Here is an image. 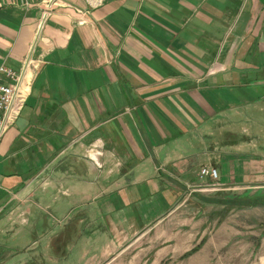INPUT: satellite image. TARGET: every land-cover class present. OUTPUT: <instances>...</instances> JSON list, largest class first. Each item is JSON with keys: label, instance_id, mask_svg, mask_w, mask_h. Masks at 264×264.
<instances>
[{"label": "crops", "instance_id": "0c3cea01", "mask_svg": "<svg viewBox=\"0 0 264 264\" xmlns=\"http://www.w3.org/2000/svg\"><path fill=\"white\" fill-rule=\"evenodd\" d=\"M2 64L27 87L0 139V264L179 258L154 234L203 166L264 199V0H0Z\"/></svg>", "mask_w": 264, "mask_h": 264}, {"label": "rangeland", "instance_id": "374dc122", "mask_svg": "<svg viewBox=\"0 0 264 264\" xmlns=\"http://www.w3.org/2000/svg\"><path fill=\"white\" fill-rule=\"evenodd\" d=\"M217 189L193 187L191 194L197 199L189 196L170 224L156 229L155 243L166 246L168 242H186L189 248L165 264H264V199L221 194ZM212 193L220 194L215 202L222 206L198 203V194ZM211 246H219V250L212 251Z\"/></svg>", "mask_w": 264, "mask_h": 264}, {"label": "built area", "instance_id": "2783aa9c", "mask_svg": "<svg viewBox=\"0 0 264 264\" xmlns=\"http://www.w3.org/2000/svg\"><path fill=\"white\" fill-rule=\"evenodd\" d=\"M89 12H80L82 15L78 24L82 25L86 21ZM25 72H17L14 69L5 65L0 66V139L6 125L17 118L23 105L26 93L27 83L25 81ZM94 149L91 148L90 151ZM100 153L89 154V157L94 160L97 167L101 168V164L97 160ZM200 178H208L210 183L207 186H212L217 183L219 173L216 168L203 166L200 168Z\"/></svg>", "mask_w": 264, "mask_h": 264}]
</instances>
